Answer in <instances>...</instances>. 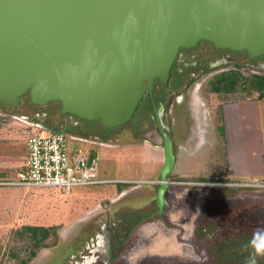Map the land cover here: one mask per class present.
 Masks as SVG:
<instances>
[{
	"label": "water",
	"instance_id": "obj_1",
	"mask_svg": "<svg viewBox=\"0 0 264 264\" xmlns=\"http://www.w3.org/2000/svg\"><path fill=\"white\" fill-rule=\"evenodd\" d=\"M203 39L264 55V0H0V103L18 108L29 94L38 106L60 102L67 127L77 116L117 129L156 79L170 88L180 48ZM157 115L162 211L176 154Z\"/></svg>",
	"mask_w": 264,
	"mask_h": 264
},
{
	"label": "rangeland",
	"instance_id": "obj_2",
	"mask_svg": "<svg viewBox=\"0 0 264 264\" xmlns=\"http://www.w3.org/2000/svg\"><path fill=\"white\" fill-rule=\"evenodd\" d=\"M245 54L242 52L238 55L244 58ZM231 67L233 65L225 66V69ZM238 69L245 75L253 73L244 64ZM214 72L213 70L197 79L187 92V97L191 96L196 102L197 116L203 126L198 144L192 142L188 131L185 136L177 138L178 153L187 158L179 161L171 174L175 180L184 178L185 181H192L189 186H195L193 182L196 181H207L209 184H198L197 189L183 190L185 187L181 185L188 183L180 184V180L172 183L174 189L170 191V197L174 205L168 214L176 217L174 221L179 220L183 213L185 218H191V214L211 218L220 212L217 209L219 206L234 203L237 210L245 209L246 206L253 209L247 222H250L251 228H256L264 220V177L254 174L260 173L264 166V99H259L254 90H237L231 93L213 91L209 81L215 76ZM55 107L60 108V102L56 101ZM44 108L46 107H42ZM26 113L28 110L22 104L18 108H6L0 103V178L14 175L25 161L27 135L37 131L34 124L39 123L35 119L26 118ZM232 117L235 118L234 121L240 119L243 125L240 130L231 127L227 131V126L224 127L227 119L233 124ZM95 122L97 121L89 123L96 126L88 129L87 133L105 135L106 131L100 129L99 122ZM260 122L263 127H260ZM83 131L72 133L87 134ZM114 133L115 131L108 135L113 136ZM153 139L161 143L158 135L154 134ZM123 141L118 148L84 141H71L70 147L72 150H87L86 153H91L90 156L97 157L98 168L107 170L108 175L105 176L133 180L159 179L164 165L163 150L143 142H134L132 135L124 137ZM178 185L182 190L176 188ZM204 185L219 186L217 198L209 200V191L201 187ZM225 185L239 188L233 191L221 187ZM135 186V183H117L74 187L69 193L60 188L0 186V264H22L30 256L26 238L31 232L19 233L25 225L54 226L58 234L55 243L38 249L27 264H64L63 260L70 252V246L94 227L96 216H100L95 211L98 206L112 210L117 217L122 218L128 217V214L131 217L128 212L132 209H137L132 212L141 214L144 210L140 207H154L151 202L155 199L157 185L148 183ZM176 189L179 190L175 192ZM122 192L126 194L120 197ZM229 197L233 198L228 200ZM138 219L140 221L141 216ZM138 219L134 218V222ZM154 226L156 222L146 227L155 229ZM152 229L148 231L152 232Z\"/></svg>",
	"mask_w": 264,
	"mask_h": 264
},
{
	"label": "flooded vegetation",
	"instance_id": "obj_3",
	"mask_svg": "<svg viewBox=\"0 0 264 264\" xmlns=\"http://www.w3.org/2000/svg\"><path fill=\"white\" fill-rule=\"evenodd\" d=\"M242 52L246 53L244 58L238 55ZM243 64L253 73H264V68L261 67L264 64V55L250 58L246 50L218 48L211 41L204 39L196 46L180 48L172 68L170 88L164 87L160 79H156L152 95L145 96L129 123L117 129L106 128L99 121L95 124L99 122L100 129L106 131L103 136H108V142L121 145L124 137L132 135L134 142H143L163 150V135L158 121V111L163 130L169 129L177 161V138L185 136L188 131L192 142L198 144L199 133L203 126V122H200V117L197 116L196 102L191 96L187 97L192 84L213 70L217 74L239 68ZM231 65L233 67L225 69V66ZM220 70L221 72H218ZM214 73L213 75H216ZM55 102L38 106L32 104L29 94H26L22 105L27 108L28 113L24 116L37 120L48 131H61L67 128L66 132L69 133L77 130H84L83 132L87 133L88 129L96 126L89 124L91 121L73 116L67 127L61 107H55ZM42 107L46 108L42 109ZM223 108L225 109V105ZM223 115L226 119V113ZM133 123L137 125L133 126ZM220 126L222 127L223 124ZM224 127H226L225 123ZM114 131L113 136L108 135ZM87 134L97 135L90 132ZM154 134L161 138L160 144L153 139ZM171 174L168 177L170 185L166 191L167 204L162 211L157 207L156 196L151 202L154 207H140L144 210L143 213L147 214L146 216H143L142 212L141 214L132 212L137 210L132 209L128 212L131 213V217L128 214V217L122 218L117 217L112 210L98 207L95 211H98L100 216H96L94 227L76 244L70 246V252L63 260L64 264H252L253 261L255 264H264V252H257L258 247L264 248V220L258 227L251 228L250 222H247L253 214L251 207L246 206L250 211L247 208L237 210L238 208L232 203L230 206H219L217 209L220 212H216L217 214L211 218L207 216L201 218L195 216L196 214H191V218H185L183 213L179 220L174 221L176 217L168 214L174 205L170 197V191L174 189L171 184L180 180V184L188 183L184 184L185 186L181 185L185 187L183 190L197 189L199 181L193 182L195 186H189L192 181H185L184 178L175 180ZM159 182L160 174L159 179H152L149 183L157 185L156 193ZM181 186L178 185L176 188L182 190ZM221 187L227 189L236 186ZM207 191H209V195L206 192L209 200L217 198V191ZM231 198L229 197L228 200ZM223 202L221 204H224ZM138 216H141L140 221ZM134 218L138 221L134 222ZM152 222H156V226H154L155 229L150 227V229L153 228L150 232L146 226H150Z\"/></svg>",
	"mask_w": 264,
	"mask_h": 264
},
{
	"label": "built area",
	"instance_id": "obj_4",
	"mask_svg": "<svg viewBox=\"0 0 264 264\" xmlns=\"http://www.w3.org/2000/svg\"><path fill=\"white\" fill-rule=\"evenodd\" d=\"M34 125L37 131L27 135L23 165L14 175L0 178V186L60 188L69 193L74 187L117 183L143 185L151 181L104 177L99 173L97 157L70 147L71 141L93 142L92 139L69 132L48 131L40 123Z\"/></svg>",
	"mask_w": 264,
	"mask_h": 264
},
{
	"label": "trees",
	"instance_id": "obj_5",
	"mask_svg": "<svg viewBox=\"0 0 264 264\" xmlns=\"http://www.w3.org/2000/svg\"><path fill=\"white\" fill-rule=\"evenodd\" d=\"M209 84L213 91L231 93L237 90L250 91L254 90L258 93L259 99H264V73H252L245 75L240 69H231L216 74L210 79ZM7 108V106H5ZM75 134V133H73ZM78 135V134H76ZM82 137L95 138L96 135L81 134ZM98 137V136H97ZM101 141H107L108 136H101ZM204 189L218 191V186H201ZM238 187H229V190H235ZM25 231L31 232L26 238L28 241L27 248L30 250L28 259L23 260L22 264H27L37 254L38 249L51 246L58 240L56 227L41 225H25L19 232L23 234Z\"/></svg>",
	"mask_w": 264,
	"mask_h": 264
},
{
	"label": "crops",
	"instance_id": "obj_6",
	"mask_svg": "<svg viewBox=\"0 0 264 264\" xmlns=\"http://www.w3.org/2000/svg\"><path fill=\"white\" fill-rule=\"evenodd\" d=\"M233 118V117H232ZM235 118H233V124L229 123L228 119H227V123H226V126H227V131H229L231 129V127H237L239 128V130L243 127V125L240 123V119L237 118L238 121H234ZM260 127H263L262 126V122H260ZM230 134V133H229ZM98 136V137H97ZM101 136L99 135H96L95 138H92V143L91 142H87L88 144H93V143H97V144H100V145H105L104 147H108V148H118L119 146L121 145H118V144H115L114 142H108V141H101ZM95 145V144H93ZM162 150V149H161ZM85 152H88L87 150H84ZM83 151V152H84ZM164 153V152H163ZM91 154V153H89ZM187 157H184V154L180 155L179 153L177 154V161H176V165L178 164L179 161L183 160V159H186ZM162 162L164 164V156L162 157ZM162 164V165H163ZM176 168V166H175ZM261 169H263L262 171H260V173H254L255 175H261L262 177H264V166L261 167ZM232 172V171H231ZM99 173L104 176V177H109V176H105V175H108L107 173V170L106 168H103V169H99ZM109 178H122V177H114V176H110ZM122 190V189H121ZM123 195L125 194H121L120 197H122Z\"/></svg>",
	"mask_w": 264,
	"mask_h": 264
},
{
	"label": "clouds",
	"instance_id": "obj_7",
	"mask_svg": "<svg viewBox=\"0 0 264 264\" xmlns=\"http://www.w3.org/2000/svg\"><path fill=\"white\" fill-rule=\"evenodd\" d=\"M257 252H258V253H259V252H264V248H259V247H258V248H257ZM252 264H255V262L253 261Z\"/></svg>",
	"mask_w": 264,
	"mask_h": 264
}]
</instances>
